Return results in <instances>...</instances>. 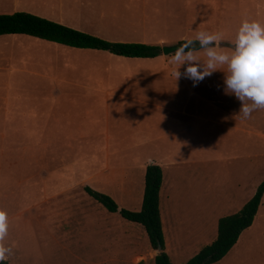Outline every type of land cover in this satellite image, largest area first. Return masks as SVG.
Returning <instances> with one entry per match:
<instances>
[{"label": "rangeland", "instance_id": "1", "mask_svg": "<svg viewBox=\"0 0 264 264\" xmlns=\"http://www.w3.org/2000/svg\"><path fill=\"white\" fill-rule=\"evenodd\" d=\"M11 1L0 0V14L23 11L41 16L49 12L45 11L46 5H51L36 0H20L19 4ZM141 5L142 11L134 16L66 21L109 40L161 47L194 38L198 31H209L220 34L218 44L222 49L231 47L242 19L264 23V0H141ZM51 47L64 54H54L58 61H63L70 51L67 58L74 65H86L92 70L123 68L151 73L163 66L178 67L172 62L173 53H161L155 60H128L103 51L74 50L26 35L0 36V66L8 63L11 68L9 73L0 71V208L8 214L5 243L12 248L6 261L86 264L68 251L50 246L56 237L65 242L66 227L76 225L85 226V233L76 232L77 241L96 243L104 232L107 239L119 241V245L107 242L105 251L88 250L92 257L87 264H133L135 255L152 250L144 227L108 212L84 187L108 194L120 208L138 211L144 189L145 170L141 167L148 156L155 155L146 149H134L133 155H127L133 144L127 119L113 112L106 129V116L98 111L97 132L88 138L66 137L70 134L65 127L56 131L57 124L35 122L29 110L34 112L36 106H45L55 97L51 90L53 80L41 75L51 68L44 65L48 64L45 60L50 53L46 51ZM4 51L10 56L9 62H2ZM196 55L202 61L206 59L202 49ZM184 68L182 65L179 71L184 72ZM25 69L31 71L27 73ZM4 79H9L10 88H4ZM60 86L63 100L76 94L92 102L103 97L92 90ZM200 92L201 98L191 101L188 110L207 120L187 135L186 153L177 158L178 164L172 165L169 160L160 190L165 251L171 264H185L210 243L216 237L218 219L240 210L264 180V109L242 119L240 101L226 92L223 72ZM4 102L10 104L12 122L1 120ZM189 120L194 123V119ZM122 133L127 153L119 155L118 160L117 142ZM97 142L101 147H94ZM108 144L110 148L106 150ZM97 227L104 231L98 234ZM104 253L107 259L102 257ZM143 264L155 263L149 260ZM214 264H264V194L252 225Z\"/></svg>", "mask_w": 264, "mask_h": 264}, {"label": "crops", "instance_id": "2", "mask_svg": "<svg viewBox=\"0 0 264 264\" xmlns=\"http://www.w3.org/2000/svg\"><path fill=\"white\" fill-rule=\"evenodd\" d=\"M36 1L44 3L51 2L49 7L47 5L45 7V11L48 10L49 12H46V15L41 14V17H46L75 29H78L75 25L76 23L68 22L66 19H74L79 22V19H109L113 17L123 18L134 16L140 14L142 5L144 6V4H146L145 1V3L141 5V0ZM11 2L19 4L20 0H12ZM52 48L53 47H51V50L46 51V53L49 51L50 57H47L45 60V63L48 64H44L47 69L48 65H51L50 70L43 74H38L43 75L45 78L50 77L53 80L51 90L55 93V97L50 103H46L45 106H36L34 112L29 110V115L35 116V122L50 121L57 124L55 127L56 131H60L65 127L67 129L66 132L70 134L66 137L83 138L95 137V132H97L98 129V111H101V113L103 112L104 116L107 117H105L106 129L111 112L126 118L128 132L133 138L132 149H129L127 155H133L134 149L148 150V153L155 155V157L148 156L146 163L141 169L145 170L146 166L149 164H157L162 168L164 179V169L166 166L170 165L169 160L172 165H176L178 164L175 162L177 158L186 153L188 144L186 140L187 135L198 129L197 124L207 120L201 115L192 114L188 110V104L193 100L195 102L199 100L202 96L200 89L207 87L208 84L213 81V77L222 73V71L213 72L211 76L205 77L204 80L200 81L196 86H193L192 81L185 78L183 75L175 80L174 71L176 68L170 65L163 66L162 68L159 67L158 70L151 71V73H143L137 70L123 68L92 70L86 65H74L73 61L67 58L70 51L63 57V61H58L57 55L54 54L60 55V49ZM61 55L64 56L63 53H61ZM44 58L45 56L42 57V60H44ZM157 58H160V56L142 60H155ZM9 60L10 56L5 55V51L2 52V62H9ZM167 60L168 59H164L163 62H167ZM57 69H59V71ZM5 70L8 71V73L11 70L8 63L4 64L2 67L0 66V71ZM23 71L29 73L31 70L25 69ZM3 84L4 88L5 86L7 88L11 87L9 79H6V81L4 79ZM60 84H65L78 90H92L98 92L103 96L102 100L98 99L92 102L90 99L80 96L82 94L70 95L66 100L60 99L63 94V92L60 91ZM167 91H169V93ZM174 93H177V95ZM175 96L178 97L177 101ZM59 114H61V116L66 115L67 117L61 118L58 116ZM47 115H50V117ZM11 116L12 110L10 104L4 102L1 120L4 123L7 121L12 122ZM189 119H194V123H191ZM56 137H58V134H56ZM123 137H125L124 133L118 137L117 147L119 150L116 151L118 160L119 155L123 157V155L127 153V143L125 140H122ZM106 138H108V136H106ZM97 143H95L94 147H101L99 142ZM105 148L108 150L110 148L109 144ZM81 215H85V212ZM77 223L80 222L77 221ZM101 231H104V229L97 227L96 232L100 234ZM76 232L85 233V226H67L66 241L64 242V239L60 240V238L56 237V242L50 244V246L53 250H66L71 256L87 264L92 257L90 253H87L88 250L105 251L107 242H113L119 245L117 239H107L105 232L103 233V237L99 238L96 243L85 240L80 242L75 238ZM74 251L83 252L78 253ZM157 253L158 250L152 249L148 254L135 255L132 259V263L143 264L149 260L154 261V257ZM102 257L107 259L105 253ZM142 258H144V260L138 261Z\"/></svg>", "mask_w": 264, "mask_h": 264}, {"label": "trees", "instance_id": "3", "mask_svg": "<svg viewBox=\"0 0 264 264\" xmlns=\"http://www.w3.org/2000/svg\"><path fill=\"white\" fill-rule=\"evenodd\" d=\"M5 34L26 35L75 49L103 51L130 59L155 58L162 53V47L158 44L111 41L23 11L0 14V36ZM185 40L179 41V44ZM196 48L197 51L200 50L198 44ZM162 180L163 172L159 165L149 164L146 166L142 205L138 211L120 208L111 196L89 186H85L84 191L108 212L118 213L127 221L141 224L146 231L151 248L158 250L154 257L155 264H171L169 255L165 251L159 209V192ZM263 194L264 180L240 210L218 219L215 239L204 245L185 264H214L220 261L236 244L241 233L252 225ZM4 264H8V262L5 261Z\"/></svg>", "mask_w": 264, "mask_h": 264}, {"label": "clouds", "instance_id": "4", "mask_svg": "<svg viewBox=\"0 0 264 264\" xmlns=\"http://www.w3.org/2000/svg\"><path fill=\"white\" fill-rule=\"evenodd\" d=\"M220 34L198 31L194 38L186 39L172 54V62L178 65L175 80L182 75L196 86L215 71L224 73L226 92L240 101L239 114L248 119L257 109H264V23L254 19H242L232 45L219 47ZM203 50L205 60L196 55V45ZM184 65L183 74L179 68ZM9 231L7 212L0 208V264H4L12 252L5 243Z\"/></svg>", "mask_w": 264, "mask_h": 264}, {"label": "water", "instance_id": "5", "mask_svg": "<svg viewBox=\"0 0 264 264\" xmlns=\"http://www.w3.org/2000/svg\"><path fill=\"white\" fill-rule=\"evenodd\" d=\"M180 44H175V45H165L162 46V53L165 55L172 54L175 52L176 48H178ZM160 248V247H159Z\"/></svg>", "mask_w": 264, "mask_h": 264}]
</instances>
